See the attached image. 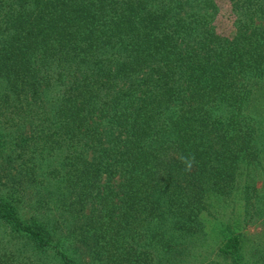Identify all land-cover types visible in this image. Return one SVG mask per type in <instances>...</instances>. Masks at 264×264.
Wrapping results in <instances>:
<instances>
[{
	"label": "trees",
	"instance_id": "trees-1",
	"mask_svg": "<svg viewBox=\"0 0 264 264\" xmlns=\"http://www.w3.org/2000/svg\"><path fill=\"white\" fill-rule=\"evenodd\" d=\"M228 1L230 35L215 0H0V264H264V0Z\"/></svg>",
	"mask_w": 264,
	"mask_h": 264
},
{
	"label": "rangeland",
	"instance_id": "rangeland-1",
	"mask_svg": "<svg viewBox=\"0 0 264 264\" xmlns=\"http://www.w3.org/2000/svg\"><path fill=\"white\" fill-rule=\"evenodd\" d=\"M215 2L218 6V15L216 16V21H215L216 32L221 34V35H230L231 31H232V21H233L230 3L228 0H215ZM117 182L118 181L116 179L115 185ZM227 212H228V216H230V212L229 211H227ZM30 213H31L30 210H27V215H29ZM257 231H258V229H256V226H250V228L247 229V233L249 235L255 234V232H257ZM253 236H250V237H253ZM175 237H179V236L175 235L174 237H172L171 242L174 245H178L179 241L176 240ZM20 244H21V242L9 240L7 230L0 224V252H2V253L11 252L16 247H19ZM24 252L28 256H33L30 254L29 251H24ZM194 255L195 254H193L192 257H195ZM200 259H198V260H200Z\"/></svg>",
	"mask_w": 264,
	"mask_h": 264
}]
</instances>
